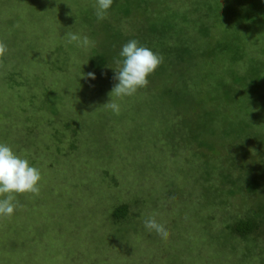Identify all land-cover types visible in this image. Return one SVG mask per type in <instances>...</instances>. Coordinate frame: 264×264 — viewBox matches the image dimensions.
I'll list each match as a JSON object with an SVG mask.
<instances>
[{
	"label": "rangeland",
	"instance_id": "obj_1",
	"mask_svg": "<svg viewBox=\"0 0 264 264\" xmlns=\"http://www.w3.org/2000/svg\"><path fill=\"white\" fill-rule=\"evenodd\" d=\"M141 1L113 0L97 21L95 0H0V141L42 177L0 218V264H264V225L248 239L233 225L264 215V185L249 188L264 178V114L234 81L264 38L244 33L262 43L244 65L230 52L235 27L207 38L193 0H147L145 14ZM166 13L181 16L177 42L193 44L192 66L162 62L147 86L115 98L114 114L105 104L126 31ZM148 216L166 239L144 229Z\"/></svg>",
	"mask_w": 264,
	"mask_h": 264
},
{
	"label": "trees",
	"instance_id": "obj_2",
	"mask_svg": "<svg viewBox=\"0 0 264 264\" xmlns=\"http://www.w3.org/2000/svg\"><path fill=\"white\" fill-rule=\"evenodd\" d=\"M229 5L222 11H218V7L215 6V0H193L195 6V9L192 7L190 12L191 14H195L196 18L195 20H202L204 19V22L207 24V30L204 31L203 35L207 38H212L211 34L215 33L219 29V25L222 22H226L228 24L229 28L230 26H234L235 30L232 32L231 35H233L232 43L230 44L231 50L234 52V54H239L240 61L245 65V60L249 56L246 53V50L249 49V47L253 44L259 46L255 41L260 38H264V0H228ZM147 0H142L140 2V6H136L134 8H137L138 11L143 10V8H149L146 4ZM124 1L122 2V9L125 14V17L129 16L131 13L129 9L131 6ZM202 4V7H201ZM142 8V9H141ZM145 12L147 10L144 9ZM143 11H141V13ZM217 12V13H216ZM151 13V12H150ZM168 13V12H167ZM167 13L165 16H160L161 19H154L153 23L151 24V18L154 15L152 12L151 18H147V15H143L140 19L142 23H139V27L136 30V27H130L127 30L126 34L124 36V42L125 44L127 41L131 39H135L139 41V43L143 46H146L150 49H152L155 53H157L161 58L162 62L165 64L167 62L170 63H177L178 60H181L184 62V65L192 66L190 64L191 61V52L193 48V44H184V43H178V39L181 38V36L178 33L177 25L178 21L180 20L181 16H175V20H173L171 17L168 16ZM148 14V13H146ZM164 14L162 12H159V15ZM189 14L186 13L185 17H188ZM218 16V18H217ZM119 20L121 22V19L119 18L117 20V23H119ZM147 24V26L145 25ZM194 24H197L194 22ZM135 29V30H134ZM245 32H251L249 35H255L256 33L261 32V36H254L253 40H250V42H244V33ZM180 36V37H179ZM252 36H250L251 38ZM232 38V37H231ZM249 38V39H250ZM264 40V39H263ZM259 42V39L257 40ZM249 44V45H248ZM260 45L262 43L259 42ZM220 46V45H218ZM221 49L226 50L228 53H230L227 49L223 47V44L221 43ZM243 49V52H242ZM246 49V50H245ZM257 51L250 52L252 53V58L250 61L252 64L250 65V68L247 70L248 72L245 73V77L239 78L237 77V80L235 79V83L241 84L242 82H247L248 91L250 92V97H253V100L259 99V103H256V107H260L261 112L263 111L264 114V48L260 47L256 49ZM213 55L212 52L210 54H204L205 59L206 56ZM162 62L160 66L157 68L155 73L161 68ZM188 62V63H187ZM179 63V62H178ZM243 67L245 68L246 66ZM246 84V83H245ZM232 85H230L231 87ZM239 87V86H238ZM247 90V89H246ZM264 123V120H263ZM264 147V142L260 143ZM264 177V176H263ZM245 180V179H244ZM253 180L251 185H249V188L252 190H257L261 188L264 185V178L262 179H251ZM247 181V180H245ZM236 186V185H235ZM238 187V184H237ZM253 187V188H252ZM231 195V194H230ZM233 195V194H232ZM122 215H126L128 213V207L122 206L121 209ZM256 216L264 217V215L259 214L252 216H247L243 219L236 220L234 225V232L240 236L243 239H248L250 236L254 234H258L259 231H261V226L264 225V221L257 220L258 218H255Z\"/></svg>",
	"mask_w": 264,
	"mask_h": 264
},
{
	"label": "clouds",
	"instance_id": "obj_3",
	"mask_svg": "<svg viewBox=\"0 0 264 264\" xmlns=\"http://www.w3.org/2000/svg\"><path fill=\"white\" fill-rule=\"evenodd\" d=\"M112 5L113 0H95L94 15L97 21L107 18ZM66 35L70 43L78 39L75 34ZM81 43L87 45L88 38L83 37ZM3 51V47L0 46V52ZM161 62L162 58L157 53L135 39L123 44L118 52V67L114 68V79L117 82L109 93L110 102L105 105L118 115L120 105L115 98L131 97L139 89L147 86L149 77L157 70ZM83 76H85L84 73ZM86 76L91 79L96 78L91 72ZM41 179V173L37 167L27 158L18 155L10 145L0 141V218L14 214L17 207L14 203L17 194H38ZM143 227L147 232L155 233L161 239L167 238V228L158 222L155 216L145 218Z\"/></svg>",
	"mask_w": 264,
	"mask_h": 264
}]
</instances>
